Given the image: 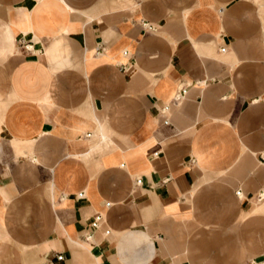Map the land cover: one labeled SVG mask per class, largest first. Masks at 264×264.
Here are the masks:
<instances>
[{"label": "crops", "instance_id": "crops-1", "mask_svg": "<svg viewBox=\"0 0 264 264\" xmlns=\"http://www.w3.org/2000/svg\"><path fill=\"white\" fill-rule=\"evenodd\" d=\"M57 252L264 264V0H0V264Z\"/></svg>", "mask_w": 264, "mask_h": 264}, {"label": "built area", "instance_id": "built-area-1", "mask_svg": "<svg viewBox=\"0 0 264 264\" xmlns=\"http://www.w3.org/2000/svg\"><path fill=\"white\" fill-rule=\"evenodd\" d=\"M144 27H147L148 30H152V28L150 26H148V24H144ZM224 50H225L224 48L220 49L221 52H224ZM185 93H186V88H180L175 93V95L173 97V100L175 102H177V103L180 102L183 99ZM167 109H168L167 106H164L163 110L166 111ZM167 122L168 121L166 119L165 123H167ZM136 182H140V179H137ZM236 193L239 194L240 192L237 191ZM83 194H84V192L80 191V192L77 193V196L78 197H82V196H84ZM259 197H261V196H259ZM101 217L102 216L100 214L95 215L94 218H93V221L91 223L92 226H97L99 221H101ZM106 232H108V231L106 230ZM63 261H64V254L62 252H57V253L54 254V256L52 258H47L45 260V262H43L42 264H58V263H61Z\"/></svg>", "mask_w": 264, "mask_h": 264}]
</instances>
